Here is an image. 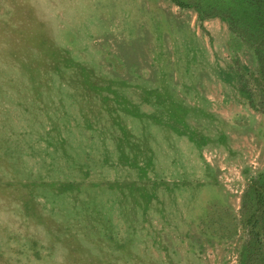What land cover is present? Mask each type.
<instances>
[{
    "label": "rangeland",
    "instance_id": "obj_1",
    "mask_svg": "<svg viewBox=\"0 0 264 264\" xmlns=\"http://www.w3.org/2000/svg\"><path fill=\"white\" fill-rule=\"evenodd\" d=\"M263 172L264 64L221 17L0 0V264H89L68 246L93 247L96 210L160 264H241L247 249L264 264ZM133 181L162 182L167 213L103 188ZM64 182L83 190L58 195Z\"/></svg>",
    "mask_w": 264,
    "mask_h": 264
},
{
    "label": "trees",
    "instance_id": "obj_2",
    "mask_svg": "<svg viewBox=\"0 0 264 264\" xmlns=\"http://www.w3.org/2000/svg\"><path fill=\"white\" fill-rule=\"evenodd\" d=\"M172 1L182 8H194L202 18H209L212 16L221 17L235 32H238V34L255 46L256 54L261 63L264 64V0ZM256 182L258 188L261 189V191L256 194L258 197L257 201H264V172L259 176ZM161 183L162 182L149 183L146 181L125 183L114 182L109 184L108 187L103 186V188L104 190L105 188H108L119 191L124 198L129 200L128 202L132 203L133 208L134 205H136L138 207L137 209L142 210V215L145 214L146 216V212L153 207L161 213H167L168 209L166 208V201L161 197L162 193H159ZM52 185L57 187L56 190H58V195L73 190H83V186L77 182H64L58 184V186L57 184ZM164 185L167 190V184ZM26 189L29 192H33L34 184L26 186ZM161 189L162 187L160 190ZM33 199L34 198L32 197L31 199L28 198L26 200V209L30 210L29 204H32V202L34 203ZM31 200L32 202H29ZM93 202V204H95V201ZM89 204L90 202L87 203L84 202V200H81V203L77 205L76 209L79 211L86 209V211L89 212ZM123 206L126 207L124 204ZM130 209L131 206L124 210L125 212H128ZM95 215L97 221L101 220V218L103 220V225L100 228L93 225H87L81 228V230H84L83 232L87 233V241H91L93 247L84 246L80 239H76L74 240V243L70 242L71 245L68 246V248L71 249V252H77L88 257L90 259L89 264H111V260L114 262L113 264H160L156 259H152L147 253H140L137 251V236L134 232V228H132V231H130V229L128 230L126 237H120L115 226L110 221L104 220L105 214H101L100 211L98 212V210H96ZM57 231H59V228H57ZM64 232L67 233V230H64ZM75 232L74 234L70 233L73 235V238L77 236ZM70 234L67 235L69 236L67 237L68 239H70ZM157 243L160 249L165 250L162 242L158 241ZM247 250L248 252L242 256L241 264H256L254 257L250 256L252 255L251 250Z\"/></svg>",
    "mask_w": 264,
    "mask_h": 264
}]
</instances>
